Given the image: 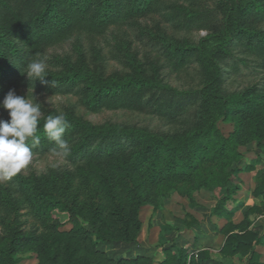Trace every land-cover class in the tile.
I'll return each mask as SVG.
<instances>
[{
	"label": "trees",
	"instance_id": "obj_1",
	"mask_svg": "<svg viewBox=\"0 0 264 264\" xmlns=\"http://www.w3.org/2000/svg\"><path fill=\"white\" fill-rule=\"evenodd\" d=\"M152 16L175 34L162 44L160 54L148 55L146 61L133 58L109 77L90 73L80 64L70 66L63 85L47 77V84L32 85L51 94H74L77 104L92 113L142 105L136 94L155 89L159 94L144 105L169 129L95 125L74 108L63 112L69 125L64 138L71 146L67 165L2 185L0 264H14L15 254L35 242L56 263L63 240L58 231L62 223L53 211L68 214L71 232L97 247L102 241L117 240L111 228L99 227L106 203L122 219L129 199L139 213L144 205L168 198L172 190L189 197L200 188L238 190L233 166L244 156L240 147L253 141L261 145L264 139V82L233 90L226 77L241 75L248 55L264 67V0H0V100L10 89L25 86L27 65L47 48L75 33L95 39L111 27ZM202 31L206 35L196 41L193 35ZM193 64L203 73L200 89L184 91L165 81L164 69L181 73ZM78 80L84 85L77 87ZM59 113L53 110L42 117L34 154L56 152L43 123ZM222 121L234 124L228 135L220 127ZM256 182L253 194L264 198V174ZM231 191L221 202L232 198ZM252 213L264 214V200L251 207L241 223L229 221L220 229L226 235L221 252L250 255V264H264L255 249L264 240V227L252 226ZM121 240L136 242L135 237ZM166 251L162 264H187V250L181 249L179 256ZM207 253L200 251L197 260Z\"/></svg>",
	"mask_w": 264,
	"mask_h": 264
},
{
	"label": "rangeland",
	"instance_id": "obj_2",
	"mask_svg": "<svg viewBox=\"0 0 264 264\" xmlns=\"http://www.w3.org/2000/svg\"><path fill=\"white\" fill-rule=\"evenodd\" d=\"M174 35L169 25L162 23L158 16H152L136 20L133 24L111 27L104 36L95 39L75 33L65 42L47 48L40 58L46 59L47 79L54 84L63 85L66 83L64 74L69 71L70 66L83 64L90 73L109 77L124 70L133 58L146 61L148 55L154 57L160 54L162 44H166ZM205 35L206 33L202 31L195 33L193 38L200 41ZM235 53L244 56L238 50H235ZM254 57L248 55L249 63L241 65L243 69L241 75L234 78L231 75L226 77L229 88L243 90L264 82V67H259L262 66L261 62ZM163 76L168 84L184 91L198 90L204 83L203 73L198 64L191 65L181 73H172L169 69H164ZM36 81L40 82L27 77L25 86L16 93L27 95L29 99L39 103L43 116L53 110L65 112L74 108L77 115L95 125H122L158 131H165L170 127L151 113V107L144 105L147 100L154 99L159 94L155 89L143 90L136 94V101L142 105L92 113L77 104L76 95L51 94L40 87H34L32 84ZM76 85L83 86L84 82L78 80ZM0 119H9L7 111L2 108ZM220 127L224 134L228 135L233 131L234 124L222 121ZM240 150L244 152V156L233 166L237 168L234 174L237 191L232 193L233 186H214L212 189H196L189 197L172 190L168 198L161 199L157 205H144L139 213H136L135 205L129 199L124 205L126 218L122 219L115 214L112 206L106 203L99 227L111 228L113 237L117 240L102 241L97 247H93L89 240L71 232L73 226L69 222L68 214L53 211V217L62 223L58 231L62 233L63 240L56 263L47 258L46 252L38 242H35L15 254L14 264H162L168 254L166 249L178 256L181 249L187 250L189 253L187 264H250V255L226 256L221 252L226 235L221 233L220 229L227 226L229 221L234 223L242 221L248 208L259 205L264 200L252 196L257 185L255 180L264 174V139L261 145L253 141L241 146ZM67 163L66 158L57 157L55 153L45 155L36 153L26 169L10 180L0 179V190L2 185L9 184L13 179L32 174L41 175L57 166L64 167ZM230 191L232 198L221 202ZM231 210H234V213ZM225 213L231 214L232 217L229 218ZM253 217L256 223L264 224V214L255 213ZM194 220L197 223H193ZM82 222L88 230L92 229L90 224ZM133 237L136 238V242L121 240ZM203 250L208 253L204 260L198 261L194 256ZM260 250L263 256H260L259 260L264 262V248Z\"/></svg>",
	"mask_w": 264,
	"mask_h": 264
},
{
	"label": "clouds",
	"instance_id": "obj_3",
	"mask_svg": "<svg viewBox=\"0 0 264 264\" xmlns=\"http://www.w3.org/2000/svg\"><path fill=\"white\" fill-rule=\"evenodd\" d=\"M25 73L29 79L47 84L46 59L32 60ZM0 108L6 110L9 117L0 119V179L10 180L33 161V148L40 144L37 131L43 113L39 103L27 95H18L15 89H10L0 100ZM68 126L63 112L44 119L43 129L47 138L57 146V157L67 158L71 154V146L64 138Z\"/></svg>",
	"mask_w": 264,
	"mask_h": 264
},
{
	"label": "crops",
	"instance_id": "obj_4",
	"mask_svg": "<svg viewBox=\"0 0 264 264\" xmlns=\"http://www.w3.org/2000/svg\"><path fill=\"white\" fill-rule=\"evenodd\" d=\"M256 181V180H255ZM254 191V190H253ZM252 196L254 197V198H263L262 196L261 197H255L254 196V194H253V192H252ZM264 199V198H263ZM253 205V204H252ZM260 205V204H259ZM253 207V206H252ZM250 208H248L245 212H244V217H245V213L249 210ZM231 212H233L234 213V210H231ZM253 215H255V213H252L251 215H250V219H251V221H252V226L254 227H257V226H262V225H264V224H258V223H256V221L254 220V217H253ZM244 219V218H243ZM242 219V220H243ZM242 221H239V222H235L236 224H239V223H241ZM264 227V226H263ZM225 236V235H224ZM224 242H225V240H224ZM224 244V243H223ZM261 248H264V240H262L261 241V243H258V244H255V249H256V251L258 252V253H260L261 254V256H263V254H262V252H261ZM196 259H198L197 258V255L196 256H194ZM202 260H204V259H201V261ZM264 263V262H263Z\"/></svg>",
	"mask_w": 264,
	"mask_h": 264
}]
</instances>
